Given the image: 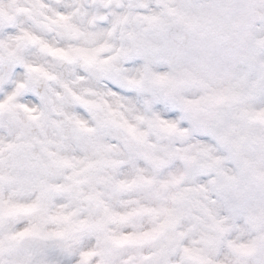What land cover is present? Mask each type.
Masks as SVG:
<instances>
[{"label": "clouds", "instance_id": "9594fccd", "mask_svg": "<svg viewBox=\"0 0 264 264\" xmlns=\"http://www.w3.org/2000/svg\"><path fill=\"white\" fill-rule=\"evenodd\" d=\"M0 264H264V0H0Z\"/></svg>", "mask_w": 264, "mask_h": 264}]
</instances>
